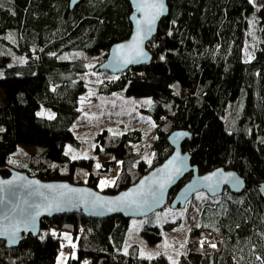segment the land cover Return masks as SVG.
Masks as SVG:
<instances>
[{"label":"trees","instance_id":"trees-1","mask_svg":"<svg viewBox=\"0 0 264 264\" xmlns=\"http://www.w3.org/2000/svg\"><path fill=\"white\" fill-rule=\"evenodd\" d=\"M166 3L168 14L145 45L150 63L97 87L100 94L151 99L153 156L146 164L133 145L140 139L136 129L97 132L95 159L74 160L62 150L65 141L75 140L70 125L85 89L78 75L87 61L102 60L113 41L128 35L127 0H82L71 9L68 0H0V172L16 168L95 189L102 175L115 173V183L100 190L114 193L170 153V131L186 129L181 149L189 152L190 163L201 173L217 166L235 169L245 188L213 197L203 193L202 224L188 227L178 264H264V197L257 190L264 181V0L256 10V32L251 28L248 59L242 56L253 8L248 0ZM41 105L51 117L37 113ZM21 146L32 151L13 156ZM187 178L169 190L167 201ZM166 209L174 210L165 205L144 216L148 223L141 232L150 241L159 238L153 219ZM131 219L137 218L53 215L16 247L0 240V264H54L64 233L76 241L75 255L64 264H168L163 256L136 257L125 242ZM64 249L71 251L70 245Z\"/></svg>","mask_w":264,"mask_h":264},{"label":"water","instance_id":"water-1","mask_svg":"<svg viewBox=\"0 0 264 264\" xmlns=\"http://www.w3.org/2000/svg\"><path fill=\"white\" fill-rule=\"evenodd\" d=\"M81 1L68 0V8ZM127 2L130 7L127 17L130 31L125 38L109 45L105 57L94 66L95 71L118 74L128 68L150 63L151 53L145 45L155 35L159 21L167 16L168 5L166 0H159L164 9L151 25L150 31L148 25L139 24L142 39L138 41V22L145 18L141 10L145 0ZM121 45L124 46L122 49ZM137 47L141 54H137ZM188 136L186 129L170 131L166 137L171 147L170 153L145 170L133 183L114 193H105L86 184H74L67 180H45L16 168H7L5 175L0 172V240L4 247H16L26 234L37 235L40 221L53 215L80 212L87 218L111 215L126 219L141 218L166 204L171 209L181 208L198 191L210 197L225 190L233 194L241 193L245 188V180L235 169L217 166L201 173L195 164L190 163L189 152L181 149V143ZM185 175L188 178L167 201L169 190ZM205 177L210 179L205 180ZM65 185L67 187H63ZM257 190L264 197V181L258 184ZM109 208L112 210L109 211ZM37 210L40 214L35 217V221L25 222L28 215Z\"/></svg>","mask_w":264,"mask_h":264},{"label":"rangeland","instance_id":"rangeland-1","mask_svg":"<svg viewBox=\"0 0 264 264\" xmlns=\"http://www.w3.org/2000/svg\"><path fill=\"white\" fill-rule=\"evenodd\" d=\"M248 1L253 8L247 19L250 29L245 36L243 59H248L250 56L253 31L256 32V10L263 2V0ZM100 61L97 59L87 61L85 71L78 75L84 82L85 89L78 98L79 114L70 125L75 140L65 141L62 150L71 159L74 155L78 158L95 159L93 137L97 132L107 129L114 133H120L136 129L140 132V139L133 141L134 148L137 154L148 164L153 156L151 148V140L154 135V122L151 116L153 103L147 96L134 97L120 91L100 94L97 91L98 85L112 75H117L105 71H95L93 68ZM2 95L0 91V98ZM147 101H151V103H147ZM37 113L46 117H51L53 114L50 109H46L42 105L39 106ZM69 148H71V152L68 151ZM31 151L32 147L21 146L19 150L14 152L13 156ZM114 179L115 173L102 175L97 181V189H102L100 187L101 180L113 181ZM203 193V191L194 193L179 209H166V211L159 213L160 218L158 220L154 218L152 222V224L157 225L159 235V238L154 241H150L141 232L147 228V217L128 220L125 242H128L130 246L133 245L132 249L135 251L136 257L163 256L168 264H173V262L178 264V257L183 251L188 227L202 224L200 205L205 200ZM168 223L171 226L166 225ZM62 237L54 264H64L69 257L75 255L76 241L65 233ZM65 245H70V252L64 249Z\"/></svg>","mask_w":264,"mask_h":264},{"label":"snow or ice","instance_id":"snow-or-ice-1","mask_svg":"<svg viewBox=\"0 0 264 264\" xmlns=\"http://www.w3.org/2000/svg\"><path fill=\"white\" fill-rule=\"evenodd\" d=\"M164 9V5L159 2V0H151V2H149V0H145V3L143 5H141V10L145 13V18L143 21H139L138 22V30H137V36H136V39L139 41L142 39V36L140 35V28H139V24L140 23H143V24H146L148 25V30L150 31L151 30V25H153L155 23V20L157 19L158 15L161 14L162 10ZM124 46L121 45L120 48L122 49ZM137 54H141L139 52V49L137 47ZM161 59H163V57H161ZM130 62V61H128ZM147 103H151V101H147ZM69 152H71V148L68 149ZM78 157L77 156H72V159H77ZM84 158H87V157H84ZM149 163H151V161H148ZM171 163V161H170ZM101 165L100 164H96V168H100ZM205 180H208L210 179V177H205L204 178ZM115 181H109V180H101L100 181V187L101 188H104L106 186H109L110 184H114ZM45 187H51L50 185H46ZM63 187H67L66 185L63 186ZM161 187H163V185H161ZM70 191H77L75 189H70ZM109 211H111L112 209L109 208L108 209ZM39 211L37 210L34 214H29L26 221L25 222H34L35 221V217L37 215H39ZM18 230V229H17ZM14 235V233H13ZM52 235L55 236L56 233L55 232H52ZM65 238L67 239V236L65 235ZM213 248H215V244H212L211 245ZM75 258V257H74ZM148 258H151V255H149ZM259 259V258H258ZM173 264H175V262H173Z\"/></svg>","mask_w":264,"mask_h":264},{"label":"built area","instance_id":"built-area-1","mask_svg":"<svg viewBox=\"0 0 264 264\" xmlns=\"http://www.w3.org/2000/svg\"><path fill=\"white\" fill-rule=\"evenodd\" d=\"M110 173H111V171L108 172V174H110Z\"/></svg>","mask_w":264,"mask_h":264}]
</instances>
